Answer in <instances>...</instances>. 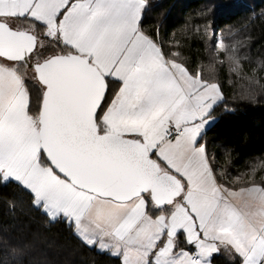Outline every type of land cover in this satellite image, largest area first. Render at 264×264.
<instances>
[{
	"label": "snow or ice",
	"instance_id": "obj_1",
	"mask_svg": "<svg viewBox=\"0 0 264 264\" xmlns=\"http://www.w3.org/2000/svg\"><path fill=\"white\" fill-rule=\"evenodd\" d=\"M147 3L0 0V182L120 264H211L221 249L264 264V160L232 177L204 138L230 111L207 71L226 65L255 99L264 60L238 30L198 25L202 72L143 27ZM0 246V264H36L31 241Z\"/></svg>",
	"mask_w": 264,
	"mask_h": 264
},
{
	"label": "trees",
	"instance_id": "obj_2",
	"mask_svg": "<svg viewBox=\"0 0 264 264\" xmlns=\"http://www.w3.org/2000/svg\"><path fill=\"white\" fill-rule=\"evenodd\" d=\"M205 24L217 33L238 30L237 39L249 40L246 51L252 61L264 60V0H148L143 14L146 30L155 33L159 29L165 44L179 41L182 55L193 66L199 64L202 72L210 63L209 54L192 34L196 26ZM253 68L256 63L244 62L247 75H252ZM206 74L220 81L230 111H225L224 104L216 108L215 121L207 127L204 138L220 169L236 177L264 160V90L257 89L255 99L241 98L242 88L234 75V83L228 84L226 65H217L214 72L208 70ZM257 77L264 85V72L258 71ZM3 240L31 241L28 259L36 264H120L115 257L83 245L65 224L49 222L14 182H0V241ZM231 259L226 252H220L213 255L212 264H231ZM0 260H11L2 246Z\"/></svg>",
	"mask_w": 264,
	"mask_h": 264
},
{
	"label": "rangeland",
	"instance_id": "obj_3",
	"mask_svg": "<svg viewBox=\"0 0 264 264\" xmlns=\"http://www.w3.org/2000/svg\"><path fill=\"white\" fill-rule=\"evenodd\" d=\"M146 7H147V5H146ZM242 90V89H241ZM220 252H224V250L223 249H221V251ZM213 257V256H212ZM211 264H212V258H211Z\"/></svg>",
	"mask_w": 264,
	"mask_h": 264
}]
</instances>
